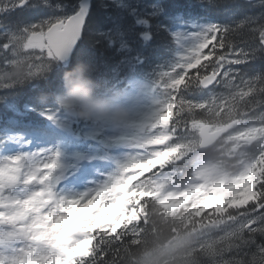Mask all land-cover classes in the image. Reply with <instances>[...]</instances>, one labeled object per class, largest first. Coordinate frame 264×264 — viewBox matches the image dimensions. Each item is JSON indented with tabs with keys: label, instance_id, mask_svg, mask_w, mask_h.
Here are the masks:
<instances>
[{
	"label": "snow or ice",
	"instance_id": "snow-or-ice-1",
	"mask_svg": "<svg viewBox=\"0 0 264 264\" xmlns=\"http://www.w3.org/2000/svg\"><path fill=\"white\" fill-rule=\"evenodd\" d=\"M110 3L118 8L121 0H110ZM247 3L260 12L252 16L245 14L233 25H209L197 35L199 43L160 74L154 88L167 85L172 93V112L176 110L173 131L190 124L200 134L201 146L211 141L206 137L202 117L191 116L194 111L239 98L257 113L256 119L236 121L246 126L233 138L242 141L239 146L252 149L244 153L250 164L241 178L251 184L252 195L243 207L253 205L254 211H260L264 210V71L249 74L239 66L264 60V0H247ZM209 6L219 7V0H209ZM107 7L104 0L98 4L94 0H0V35L4 41L0 43V92L15 95L22 86L53 73L61 85L63 71L74 61L90 64L99 81L104 75L101 69L105 68L111 72V84L131 81L133 89L141 86L142 82L135 78L140 62L138 45L142 47L139 34L131 21L116 19L112 13L101 11ZM23 13L39 15L29 19ZM104 16L112 19L104 21ZM118 25L126 32L130 48L122 54L123 59L113 58L109 64L103 58L109 51V41L98 33L106 28L114 30ZM93 34H97L96 40L101 46L100 58L96 55L78 58ZM147 39L145 36L144 40ZM15 63H23L28 68L23 80H9L4 76ZM192 88L199 89V94L190 93ZM217 88L223 91L217 92ZM205 92L208 97L201 98ZM42 96L38 94L35 99L41 102ZM185 112L190 119L179 118ZM243 114L247 116L249 112ZM45 116L58 122L55 112H46ZM45 158L48 157L40 152L18 157L16 161L0 162V213H3L0 264H113L110 252L114 251L115 240L123 239L124 231L122 214L117 210L115 199L110 197L115 176L100 187L74 197L72 203L59 198L49 202V196L35 192L23 199L12 196L9 190L20 185L21 173L40 181L48 171L42 163ZM54 158L58 161L53 165L57 174L41 185L49 195L57 184L61 168L59 154ZM90 200L92 204L84 210L83 205ZM30 212L36 214L30 215Z\"/></svg>",
	"mask_w": 264,
	"mask_h": 264
},
{
	"label": "trees",
	"instance_id": "trees-1",
	"mask_svg": "<svg viewBox=\"0 0 264 264\" xmlns=\"http://www.w3.org/2000/svg\"><path fill=\"white\" fill-rule=\"evenodd\" d=\"M100 3L101 0H94ZM108 7L102 12L112 13L116 19L131 21L138 32L142 47H140L139 63L136 66V79L149 86L155 85L160 74L171 68L177 61L178 39L176 31L185 28L192 22H212L219 25H233L241 21L245 14L252 16L260 12L259 8L252 7L243 0H219V7H210L209 0H121L119 7L104 0ZM161 5L157 7V5ZM25 18H35L38 13H23ZM112 17L104 16L108 21ZM152 35L150 40H144L145 33ZM96 35L93 34L79 53L80 59L89 55L100 58L101 46ZM98 35L105 36L109 41V51L104 54L111 64L113 58L123 59V53L129 51L126 32L118 25L114 30L106 28ZM0 35V43H3ZM207 51V50H206ZM137 56V53H131ZM84 70L76 79L91 80L92 90L97 97L114 103L123 99L131 89V81H121L118 85L111 84V72L102 68L104 73L99 81L95 69L86 63ZM77 64L67 66L61 76V85L55 73L22 86L15 95L0 92V125L4 118L14 117L10 121H18L19 128L31 130L38 126L46 134L59 136L52 121L45 116L46 112H55L57 116L72 115L73 111L64 107L60 100L65 95L64 73ZM242 72L249 74L264 71V60H257L251 66H239ZM17 68L23 69V74H14ZM195 71V70H193ZM28 68L23 63H15L8 68L4 76L9 80H23ZM108 82V83H106ZM182 88L183 85H180ZM217 92L223 91L217 88ZM190 93L199 94V89H189ZM43 94L41 102L35 98ZM51 99L48 100V98ZM205 92L201 98H207ZM157 98L160 99V111L166 115L167 128L162 133L169 135V150L163 164L155 167V172L166 170L188 176L194 166L195 157L216 159L221 157L224 161L237 162L240 156L249 159L244 153L248 149L233 148L235 140L226 138L219 149L210 153H200L194 136H197L190 124L173 131L176 119L174 98L167 85L157 88ZM249 112L245 116L243 113ZM23 114V115H21ZM161 115V114H160ZM191 116L203 119L204 123L223 127L233 125L239 130L244 124H237V120L256 119L257 113L247 108V102L239 98L229 100L227 103H215L194 111ZM184 113L181 119L191 118ZM74 124L86 123L75 115ZM169 121V122H168ZM1 128V127H0ZM6 135L0 129V136ZM3 148L0 146V150ZM218 159V161H221ZM224 164V163H223ZM228 166V163H225ZM149 173L147 174V176ZM252 195V188L244 194H238L220 206H200L188 204L181 208L165 202L154 192L140 199L136 210L129 207L122 211L124 231L123 239L117 238L113 244V264H264V210L254 211L253 205L243 207ZM243 213V215H241ZM256 220L257 222H253ZM110 264V262H109Z\"/></svg>",
	"mask_w": 264,
	"mask_h": 264
},
{
	"label": "rangeland",
	"instance_id": "rangeland-1",
	"mask_svg": "<svg viewBox=\"0 0 264 264\" xmlns=\"http://www.w3.org/2000/svg\"><path fill=\"white\" fill-rule=\"evenodd\" d=\"M204 28V27H203ZM201 29V28H200ZM197 39V35H183L181 37V51L184 54L192 45V43ZM182 54V55H183ZM150 102L149 96L147 95L144 87L138 86L134 89L132 95L124 102L120 103L116 110L122 111L126 114V120H134L137 116L144 113L147 109V106ZM59 126H65L63 120H59ZM106 128V134L111 140H116V136H118L123 128H122V121L118 123H113L112 121H103L102 126H99V130H104ZM134 135L131 131L128 132L126 139L119 141L116 140L117 149L115 147L109 146L110 149L113 150L114 154L116 155V165L120 168H124L127 166L131 160H136V162H141L146 159V155L142 153L141 144L147 143L149 139L141 138L137 140V143L134 142ZM20 146L10 150V159L17 160L18 157H24L28 155H35L37 153L43 152L48 158L42 160L44 168L48 169L47 172L41 176L40 181H36L35 177H28L30 179L31 186L25 192V196L31 193H44L45 195H49L48 192L44 187H41L45 180L50 179L51 174L50 172L53 171L54 165V155H56L57 145L55 140L45 139L44 137H40L35 139V143L33 145L27 146L22 140L19 141ZM51 161V162H49ZM122 165V166H121ZM246 164L240 172H238L233 177H227L225 174L218 172L211 164L209 163H200L196 169V177L189 182L187 188L179 189V188H170L165 190V196L170 195L171 197H180L184 196L185 193L191 191H197L198 189H202V199L206 200L211 197L216 187H220V184L224 181L225 187H229L235 181L243 180L241 178L242 174L245 172ZM112 167H103L100 169V174L97 172H93L88 175L86 180L80 181V183H70L69 185L63 186L58 189L54 196L55 198H59L61 201L68 199L69 203H72L74 197L79 196L80 194L89 191L91 189H95L98 186H101L110 177L108 176L110 172L113 171ZM62 179V176H60ZM160 186L165 184L164 179H160L158 181ZM221 189V187H220ZM77 207H79V201L77 200Z\"/></svg>",
	"mask_w": 264,
	"mask_h": 264
},
{
	"label": "clouds",
	"instance_id": "clouds-1",
	"mask_svg": "<svg viewBox=\"0 0 264 264\" xmlns=\"http://www.w3.org/2000/svg\"><path fill=\"white\" fill-rule=\"evenodd\" d=\"M84 70V65L78 63L74 68L64 73L65 95L60 103L73 111V114L84 121H112L118 123L126 118V114L119 110H114L110 101L94 95L91 80H78L76 77ZM15 75L23 74L22 68H17ZM159 264H163L160 261Z\"/></svg>",
	"mask_w": 264,
	"mask_h": 264
},
{
	"label": "water",
	"instance_id": "water-1",
	"mask_svg": "<svg viewBox=\"0 0 264 264\" xmlns=\"http://www.w3.org/2000/svg\"><path fill=\"white\" fill-rule=\"evenodd\" d=\"M205 134H206V137H207V139L209 140V141H211L212 139H213V137H215V135H209V132L206 130L205 131ZM209 143H207V145H208Z\"/></svg>",
	"mask_w": 264,
	"mask_h": 264
}]
</instances>
